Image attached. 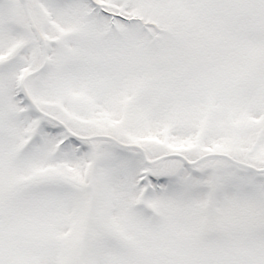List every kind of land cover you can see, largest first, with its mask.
Here are the masks:
<instances>
[{"label": "snow or ice", "instance_id": "obj_1", "mask_svg": "<svg viewBox=\"0 0 264 264\" xmlns=\"http://www.w3.org/2000/svg\"><path fill=\"white\" fill-rule=\"evenodd\" d=\"M0 264H264V0H0Z\"/></svg>", "mask_w": 264, "mask_h": 264}]
</instances>
